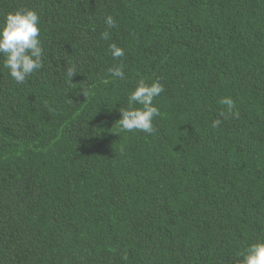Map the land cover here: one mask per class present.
Returning <instances> with one entry per match:
<instances>
[{"label": "trees", "instance_id": "1", "mask_svg": "<svg viewBox=\"0 0 264 264\" xmlns=\"http://www.w3.org/2000/svg\"><path fill=\"white\" fill-rule=\"evenodd\" d=\"M20 8L47 55L22 84L0 58V264H240L264 242V0H0V23ZM141 79L164 85L151 135L117 121Z\"/></svg>", "mask_w": 264, "mask_h": 264}, {"label": "clouds", "instance_id": "2", "mask_svg": "<svg viewBox=\"0 0 264 264\" xmlns=\"http://www.w3.org/2000/svg\"><path fill=\"white\" fill-rule=\"evenodd\" d=\"M105 23L108 29L117 27L116 19L112 15L106 17ZM101 36L104 40L111 38L109 31H104ZM109 51L114 60L125 55L124 49L115 43L109 45ZM46 55L39 12L34 8H20L8 12L0 23V58L11 78L17 83H25L44 67ZM75 73L77 71L69 67L67 79L73 81ZM109 74L119 80L126 78L123 64L110 68ZM163 91L164 85L159 80L150 83L144 79L139 80L135 89L128 95L127 107L120 108L121 118L117 120L120 130L154 134L157 131L154 120L161 115L154 101ZM220 103L225 105L229 112L234 108V102L230 98H223ZM221 123L220 119H216L211 126L217 128ZM238 255L242 257L240 264H264V242L251 244Z\"/></svg>", "mask_w": 264, "mask_h": 264}]
</instances>
